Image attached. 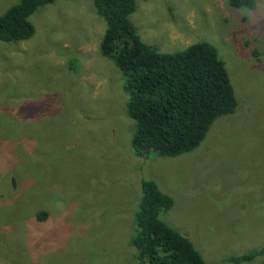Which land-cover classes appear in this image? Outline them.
Instances as JSON below:
<instances>
[{"label": "rangeland", "instance_id": "obj_1", "mask_svg": "<svg viewBox=\"0 0 264 264\" xmlns=\"http://www.w3.org/2000/svg\"><path fill=\"white\" fill-rule=\"evenodd\" d=\"M255 1H137L143 42L164 53L212 43L239 99L236 114L174 158L136 155L94 0H58L30 17L32 38L0 41V264H140L130 240L145 178L174 198L162 218L208 264L264 248V0ZM18 2L0 0V15Z\"/></svg>", "mask_w": 264, "mask_h": 264}, {"label": "trees", "instance_id": "obj_2", "mask_svg": "<svg viewBox=\"0 0 264 264\" xmlns=\"http://www.w3.org/2000/svg\"><path fill=\"white\" fill-rule=\"evenodd\" d=\"M58 0H19L0 15V41L21 42L35 35L30 17ZM138 0H94L98 17L106 24L100 53L124 77L128 94L126 114L135 123L131 140L139 158L157 153L174 158L195 151L220 118L237 113L239 99L218 48L198 41L174 53L160 52L142 41L131 16ZM235 8L254 9L255 0H229ZM258 55V52L255 51ZM130 243L140 264H208L192 241L162 216L173 208L174 198L157 181L142 179ZM39 221L47 218L37 215ZM264 255V248L231 256L243 263Z\"/></svg>", "mask_w": 264, "mask_h": 264}]
</instances>
